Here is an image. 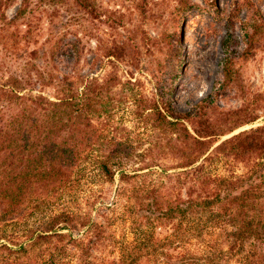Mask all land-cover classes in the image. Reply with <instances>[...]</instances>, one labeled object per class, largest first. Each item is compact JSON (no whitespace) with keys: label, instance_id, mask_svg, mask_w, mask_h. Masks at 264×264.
<instances>
[{"label":"trees","instance_id":"obj_1","mask_svg":"<svg viewBox=\"0 0 264 264\" xmlns=\"http://www.w3.org/2000/svg\"><path fill=\"white\" fill-rule=\"evenodd\" d=\"M9 1L0 0V7ZM71 1L93 12L89 0ZM27 3L22 0L4 24L21 19ZM22 21L26 34L11 35L8 54L18 56L20 44L34 36L29 19ZM48 41L47 62L54 68L53 59L78 55L77 41ZM222 48V83L227 84L233 80L232 61L225 41ZM168 61L172 66L175 59ZM45 69L38 71L36 94L25 90L28 79L9 76L0 83V264H69L67 246L77 252V264H214L230 257L237 264H264V124L218 142L254 118H246L241 109L220 113L212 108L210 97L179 112L165 89L155 87V97L149 100L133 94L135 84L130 81L74 73L58 78ZM128 101L134 117L152 130L154 147L175 156L183 178L188 176L192 184L198 181V186L187 187L182 197L166 192L161 183H137L129 192L133 240L115 257L100 258L92 251L103 226L67 203L85 172L94 171L108 181L115 173L118 181L137 176L125 167L141 154L127 137L116 136L108 119L117 103ZM216 157L251 159V164L235 177L204 175L203 166ZM7 227L13 232L25 229L20 235ZM213 228L221 230L225 245V251L215 252L218 257L205 255L213 244L204 241V233Z\"/></svg>","mask_w":264,"mask_h":264},{"label":"rangeland","instance_id":"obj_2","mask_svg":"<svg viewBox=\"0 0 264 264\" xmlns=\"http://www.w3.org/2000/svg\"><path fill=\"white\" fill-rule=\"evenodd\" d=\"M27 1L24 16L9 26L4 23L13 18L22 0H10L0 7V83L9 76L28 79L25 90L36 94L38 71L46 67L58 78L74 73L98 80L115 77L121 82L130 81L135 84L131 92L149 100L155 97V87L165 89L179 112L210 97L212 108L220 113L241 109L246 118H254L252 124L234 129L218 142L264 124V0H89L91 13L71 0ZM184 5L191 8L184 10ZM27 19L33 27L32 40L20 44L18 56L8 54L11 35H25L22 20ZM55 37H61L63 44L77 41L78 55L53 59L54 68L47 60L51 46L48 39ZM223 41L232 61L233 80L227 84L222 83L221 67L226 55ZM169 59H175L173 67L168 65ZM41 92L51 96L47 90ZM113 98L117 100V94ZM132 109L129 101L117 103L108 119L116 136L127 137L141 154L140 159L125 167L130 175L137 176L118 181L115 173L108 181L94 171L85 172L68 198V207L103 226L92 251L95 257H115L121 246L133 240L129 192L135 185L161 183L166 192L182 197L187 187L198 186V181L192 184L188 176L183 178V169L175 167V156L162 154L154 147L152 130L142 126ZM250 164L251 159L216 157L205 163L202 173L235 177ZM32 222L29 218L27 224ZM23 229L6 230L21 235ZM204 234V241L213 244L211 250L205 249V255L218 257L215 252L225 251L221 230L213 228ZM66 250L69 264H77L75 249L67 246ZM214 264L237 263L235 257H230Z\"/></svg>","mask_w":264,"mask_h":264}]
</instances>
